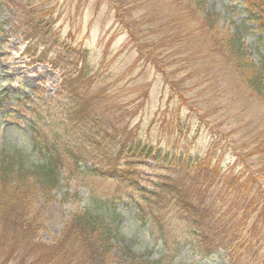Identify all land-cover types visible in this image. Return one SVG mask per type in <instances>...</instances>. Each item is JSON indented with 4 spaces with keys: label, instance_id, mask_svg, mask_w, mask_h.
<instances>
[{
    "label": "trees",
    "instance_id": "16d2710c",
    "mask_svg": "<svg viewBox=\"0 0 264 264\" xmlns=\"http://www.w3.org/2000/svg\"><path fill=\"white\" fill-rule=\"evenodd\" d=\"M202 4L203 0H181L172 29L170 22L151 26L153 33L157 26L167 32L158 37L139 35L134 20L123 18L122 23L135 42L138 59L154 65L167 83H175L169 71L178 69L172 65L192 67V80L202 84L213 81L214 64H224L247 97L259 104L260 111L249 116L253 128L247 131L244 144L249 151L240 153L241 159L229 169L215 162L211 152L192 157L144 142L139 126L125 122L129 109L120 108L110 92L103 94L104 87L97 85L98 73L89 75L88 51L72 46L53 29L47 17L51 10L23 0H0L1 43L19 37V62L23 67L46 65L56 71V96L66 101L60 109L62 120L33 110L26 124L27 148H7L0 143V252H6L7 259L18 260V264H113L120 228L107 199L87 202L53 242L38 237L42 223L35 210L37 196L53 199V191L68 178L70 168L79 173L83 168L93 176L136 188L149 203L170 206L186 229L180 238L172 234L170 224L166 228L152 222L153 233L160 230L156 240L163 245L162 254L150 259L127 247L128 264H183L180 257L186 245L201 259L264 264V57L252 59L242 37L224 30L219 17ZM2 10H9V17ZM191 10L196 14L194 27ZM245 11L247 20L264 30V0H245ZM179 21L183 22L177 29ZM171 87L176 94L181 92ZM209 91L213 94L209 107L222 117L228 115L232 110L222 104L224 89L211 86ZM8 97H0V118L13 113L4 105ZM21 97L30 105L52 99L33 98L32 94ZM142 106H137L134 115ZM239 113L236 123L242 124L246 116Z\"/></svg>",
    "mask_w": 264,
    "mask_h": 264
},
{
    "label": "rangeland",
    "instance_id": "374dc122",
    "mask_svg": "<svg viewBox=\"0 0 264 264\" xmlns=\"http://www.w3.org/2000/svg\"><path fill=\"white\" fill-rule=\"evenodd\" d=\"M23 2H30L38 9L51 10L52 13L47 17L53 21V29L61 33L62 38L72 46L83 47L88 51L87 66L88 70H91L89 75L98 73L97 85L104 87L101 89L103 94L110 92L117 98L120 108L129 109L125 122H130L131 127L139 126L140 138L144 142L161 146L164 151L175 150L192 157L205 156L211 152L213 160L219 161L224 169L234 166L241 159L240 153L249 151V148L244 146L248 139L246 133L253 128L249 116L257 110L260 111L259 104L247 97L244 88L236 83V75L226 70L224 64H214L210 75L213 81L207 79L202 84L192 80V67L172 65L173 69L178 70L169 71L175 82L169 84L154 65L138 59L135 42L130 40L129 31L122 23L123 18L134 20L139 35H148L147 38H152L153 34L156 37L162 36L167 32L157 26L153 28L156 33H153L151 26L157 22L161 25L170 22L172 27L168 28L172 29L177 15L175 10L180 7L181 0ZM201 7L216 14L224 30L237 32L242 37L252 59L264 57V30L258 29L257 24L247 20L245 0H203ZM1 12L6 18L9 17V10ZM190 12L194 27L196 14L193 10ZM182 22L179 21L176 28ZM188 25L191 26V21ZM3 40L4 36L0 35V97L9 95L4 105L9 106L13 113L0 118V143L7 148H27L29 136L26 133V124L33 110L35 114L42 113L57 121L62 120L60 109L66 101L63 97L56 96L59 90L55 85L58 76L56 71L46 65L23 67L19 62L20 38L12 37L4 44L1 43ZM172 43L169 44L170 48ZM195 44L194 40V46ZM4 54L7 56H3ZM209 57L217 56L210 54ZM183 77L187 79L181 83ZM171 85L181 92L176 94ZM211 86L224 89L222 104L225 109L232 110L228 115L222 117L221 112L214 113V109L209 107L213 95L209 91ZM34 90L40 92L35 93ZM23 94H32L33 98L52 99L44 102L39 100L33 105L24 104L21 97ZM18 96L20 99H17ZM142 104L138 114L134 115L138 111L137 106ZM236 113L241 117L246 116L242 124L236 123ZM60 127L65 130V126ZM70 140H74L72 135ZM239 166L238 163L235 167ZM83 170L81 168L82 172L79 173L70 168L68 178L53 191L56 192L53 199L45 195L37 196L35 210H38L42 223L38 235L41 241L53 242L76 211L83 209L87 202L99 198L107 199L110 208L115 210L118 216L120 239L114 250L113 264H128L127 247L150 259L160 257L163 245L161 241L156 240L160 230L153 233L152 222L155 226L166 228L170 224L173 227V235L185 237L186 229L170 206L149 203L144 199V194L136 188L128 187L114 179L93 176ZM6 257V252H0V264H18V260ZM180 259L183 264H223V260L217 257L201 259L200 255L193 253L189 245L185 246Z\"/></svg>",
    "mask_w": 264,
    "mask_h": 264
}]
</instances>
